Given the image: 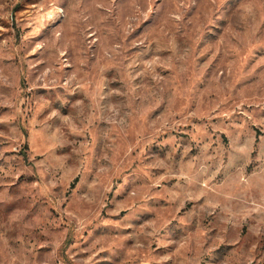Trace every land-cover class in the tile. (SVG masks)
I'll list each match as a JSON object with an SVG mask.
<instances>
[{
    "label": "rangeland",
    "instance_id": "374dc122",
    "mask_svg": "<svg viewBox=\"0 0 264 264\" xmlns=\"http://www.w3.org/2000/svg\"><path fill=\"white\" fill-rule=\"evenodd\" d=\"M264 264V0H0V264Z\"/></svg>",
    "mask_w": 264,
    "mask_h": 264
},
{
    "label": "built area",
    "instance_id": "2783aa9c",
    "mask_svg": "<svg viewBox=\"0 0 264 264\" xmlns=\"http://www.w3.org/2000/svg\"><path fill=\"white\" fill-rule=\"evenodd\" d=\"M67 264H69V263H67Z\"/></svg>",
    "mask_w": 264,
    "mask_h": 264
}]
</instances>
